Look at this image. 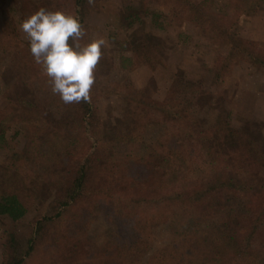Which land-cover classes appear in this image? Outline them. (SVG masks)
Here are the masks:
<instances>
[{
	"label": "trees",
	"instance_id": "trees-1",
	"mask_svg": "<svg viewBox=\"0 0 264 264\" xmlns=\"http://www.w3.org/2000/svg\"><path fill=\"white\" fill-rule=\"evenodd\" d=\"M100 1L14 0L21 22L40 7L75 13L86 30L82 43L91 39L87 17ZM263 6L264 0H136L120 11L127 39L119 43L154 66L161 44L173 42L168 25L180 37L196 28L211 43L228 45L215 79L229 58L264 68V48L237 27L240 16ZM161 29L167 35L159 38ZM133 60L119 55L122 66ZM99 67L90 102L64 104L12 18L2 20L0 216L31 224L23 234L5 230L0 264H264V182L254 193L251 170L231 152L249 151L264 165L258 126L232 123L231 108L186 70L172 75L160 99L129 81L102 82ZM192 126L199 128L193 143L186 137ZM9 128L24 130L21 145ZM124 144L140 149L123 153ZM199 152L212 158L210 177L181 183L177 162Z\"/></svg>",
	"mask_w": 264,
	"mask_h": 264
},
{
	"label": "rangeland",
	"instance_id": "rangeland-1",
	"mask_svg": "<svg viewBox=\"0 0 264 264\" xmlns=\"http://www.w3.org/2000/svg\"><path fill=\"white\" fill-rule=\"evenodd\" d=\"M136 0H101L98 11L89 13L87 22L90 23V37L103 38L105 44L102 47V59L99 64L100 80L108 82H132L135 87H142L149 95L156 98H163L165 90L171 82V77L175 72L186 70L190 78L199 86L214 94V98L222 107L231 108L230 120L234 124L248 120L254 122L260 129L259 139L264 143V68L257 67L239 58H229V66L226 70L219 69L220 76L215 79V70H218V63L227 54L228 45L226 43H211L207 36H203L197 29L185 31V36H178V27L172 29L168 25V34L172 36L165 45L161 44L158 55L160 61L154 66L141 64L130 46L122 47L119 42L127 39V28L119 24L120 11L122 6ZM17 5L14 0H0V26L5 16L12 18L16 24L18 34L25 37L20 30L21 19L16 10ZM238 33L250 44H258L264 48V6L255 13H248L240 16L237 25ZM162 38L166 34L165 29L158 31ZM121 53L130 54L134 62L128 67L122 66L119 61ZM222 59V60H221ZM2 88V83H0ZM219 98V99H218ZM204 112L200 111V115ZM199 128L192 126L187 129L189 141L196 142ZM8 133L14 135V140L18 144L25 141L26 133L21 130L15 133L13 128L8 129ZM137 150V146L124 144L123 153ZM234 158L238 163L245 162V170H251L250 183L252 191L258 193L260 186L264 182V165L260 163L257 155L249 151L245 154L239 149L233 148ZM211 156L207 153L199 152L198 156L189 161L177 162V175L181 183L196 182L198 179H208L212 173ZM32 215L28 213V217ZM27 217V218H28ZM31 223L29 220L13 222L0 216V252L6 234V229L14 230L18 234H23ZM157 240H162L164 234L154 233ZM1 256V254H0Z\"/></svg>",
	"mask_w": 264,
	"mask_h": 264
},
{
	"label": "clouds",
	"instance_id": "clouds-1",
	"mask_svg": "<svg viewBox=\"0 0 264 264\" xmlns=\"http://www.w3.org/2000/svg\"><path fill=\"white\" fill-rule=\"evenodd\" d=\"M89 5L94 0H88ZM30 53L62 103L90 102L95 70L102 59L103 38L81 41L86 30L78 15L40 7L20 24Z\"/></svg>",
	"mask_w": 264,
	"mask_h": 264
}]
</instances>
